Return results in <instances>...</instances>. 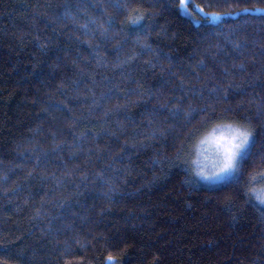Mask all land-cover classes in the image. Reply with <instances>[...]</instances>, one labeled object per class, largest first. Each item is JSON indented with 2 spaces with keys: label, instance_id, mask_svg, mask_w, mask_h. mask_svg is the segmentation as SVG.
Here are the masks:
<instances>
[{
  "label": "trees",
  "instance_id": "16d2710c",
  "mask_svg": "<svg viewBox=\"0 0 264 264\" xmlns=\"http://www.w3.org/2000/svg\"><path fill=\"white\" fill-rule=\"evenodd\" d=\"M253 5L189 0L196 21L179 0H0V261L264 264V207L241 190L264 170ZM133 9L151 15L129 25ZM206 105L257 133L239 185L197 182L185 163L208 127L188 113Z\"/></svg>",
  "mask_w": 264,
  "mask_h": 264
},
{
  "label": "snow or ice",
  "instance_id": "6c2138e0",
  "mask_svg": "<svg viewBox=\"0 0 264 264\" xmlns=\"http://www.w3.org/2000/svg\"><path fill=\"white\" fill-rule=\"evenodd\" d=\"M188 2L189 0H179V7L186 10ZM115 7L127 10L128 5L126 3H116ZM252 7L264 12V5H253ZM249 10L248 6L228 7V10L223 12H204V9L200 8V11L204 13V17L209 20H218L222 17L238 15L240 12L246 13ZM132 11L136 14H129V25H140L145 20L146 15H151L150 13L141 14L139 9H133ZM110 20L111 17H109ZM82 27L87 31V24L82 25ZM99 27L101 28V35H104L107 29L103 25H99ZM87 43L91 45V41ZM144 47L150 50L149 45L145 44ZM236 47H239V45H236ZM240 68H243V64L240 65ZM224 71L226 74L228 73L227 69ZM229 86L238 87L232 84ZM219 90L227 97V88L221 87ZM213 91H216V89H213ZM230 111H232L230 108H224L222 113H217L215 108L206 105L199 111L190 110L188 113L189 122L200 112L208 114L204 117L208 127L193 145L194 158L185 161V163L191 165L197 182L202 181L223 186L239 185L241 178L244 176L247 163L253 156L252 149L256 144L257 133L250 124L230 118L228 116ZM212 117H216V119L213 120ZM181 153L182 150L177 149V159H180ZM37 163H39V160H37ZM241 190L248 202L264 207V170L249 175L246 182L241 185ZM109 259L112 258L109 257ZM0 264H5V261H0Z\"/></svg>",
  "mask_w": 264,
  "mask_h": 264
},
{
  "label": "rangeland",
  "instance_id": "374dc122",
  "mask_svg": "<svg viewBox=\"0 0 264 264\" xmlns=\"http://www.w3.org/2000/svg\"><path fill=\"white\" fill-rule=\"evenodd\" d=\"M188 9H183V11L184 12H186V13H189V14H191V12H189V11H187ZM200 10V9H199ZM201 12V11H200ZM201 14H204L203 12H201ZM192 15V14H191ZM193 16V18L196 20V21H198V18H196V16L195 15H192Z\"/></svg>",
  "mask_w": 264,
  "mask_h": 264
}]
</instances>
